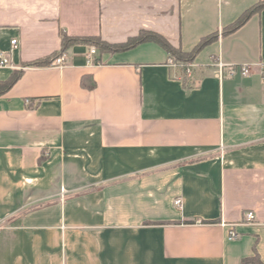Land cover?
Segmentation results:
<instances>
[{"label": "crops", "instance_id": "crops-1", "mask_svg": "<svg viewBox=\"0 0 264 264\" xmlns=\"http://www.w3.org/2000/svg\"><path fill=\"white\" fill-rule=\"evenodd\" d=\"M258 1L0 0V81L21 70L0 93V264L264 263V7L223 31ZM140 30L217 37L186 76L154 41L61 45Z\"/></svg>", "mask_w": 264, "mask_h": 264}, {"label": "trees", "instance_id": "trees-1", "mask_svg": "<svg viewBox=\"0 0 264 264\" xmlns=\"http://www.w3.org/2000/svg\"><path fill=\"white\" fill-rule=\"evenodd\" d=\"M264 7V0L258 1L256 4L245 9L236 20L231 24L226 26L223 31L225 33L232 32L238 27H240L248 18L261 10ZM217 37V33L208 34L203 36L198 43L190 51H182L180 48L172 45L165 37L162 35L148 30H140L135 36L128 37L126 41L118 44H110L101 40L98 36H84V37H72L68 36L62 32L61 34V45L62 49H65L69 45L73 44L76 41H82L88 45H94L97 48V52H113V51H122L128 50L135 47L136 45L146 42L154 41L160 44L168 53L169 60L177 64L183 69L184 75L186 76L185 68L192 63L195 55L209 42L214 40ZM58 55L57 52H54L45 58L34 61L32 65H48L52 60ZM21 70L13 71L10 76L0 81V93L8 89L19 77ZM240 264H264L257 251L254 249V254L252 256L245 257L241 260Z\"/></svg>", "mask_w": 264, "mask_h": 264}, {"label": "built area", "instance_id": "built-area-1", "mask_svg": "<svg viewBox=\"0 0 264 264\" xmlns=\"http://www.w3.org/2000/svg\"><path fill=\"white\" fill-rule=\"evenodd\" d=\"M19 42H18V38H12L10 40V48L13 49V48H16L18 46ZM97 53V48L94 46V45H90L89 48H88V51L86 53V58H87V61H91L94 59V56L95 54ZM64 57L65 55L62 53L60 55H57L53 60H52V64H56L57 66L61 67L63 66L64 64ZM9 64V58L8 56L0 51V67L2 66H6ZM222 63L218 62V66H219V70H220V67L222 68ZM239 68V72L242 74V75H247L249 72H250V67L248 64H241L238 66ZM231 70L229 71V74H232L235 69L234 68H230ZM190 70H191V65L189 64L186 68H185V72L187 75H190ZM261 78H262V81L264 82V66H262L261 68ZM174 204L176 206H181V200L180 198H176L174 200ZM254 219V213L253 211L249 210V211H246L244 213V216H243V219H242V222L243 223H246V224H249L250 222H252ZM222 225L224 226H227L228 227V233H227V238L230 239V240H233V239H236L239 234L238 232L235 230L234 226L236 224L234 223H231V224H228L226 222H222Z\"/></svg>", "mask_w": 264, "mask_h": 264}]
</instances>
